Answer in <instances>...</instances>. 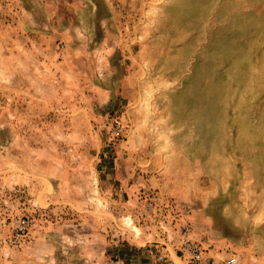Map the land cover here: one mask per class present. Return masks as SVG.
<instances>
[{"label": "rangeland", "instance_id": "obj_1", "mask_svg": "<svg viewBox=\"0 0 264 264\" xmlns=\"http://www.w3.org/2000/svg\"><path fill=\"white\" fill-rule=\"evenodd\" d=\"M185 238L264 264V0H0V264Z\"/></svg>", "mask_w": 264, "mask_h": 264}, {"label": "built area", "instance_id": "obj_2", "mask_svg": "<svg viewBox=\"0 0 264 264\" xmlns=\"http://www.w3.org/2000/svg\"><path fill=\"white\" fill-rule=\"evenodd\" d=\"M182 245L184 247V250L189 255V258L192 264H200L202 261V255L197 245L190 242L188 238L183 239ZM161 258H162V255H159L158 259H161ZM235 260L236 259L234 257H230L226 260V264H234Z\"/></svg>", "mask_w": 264, "mask_h": 264}]
</instances>
